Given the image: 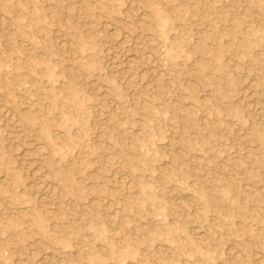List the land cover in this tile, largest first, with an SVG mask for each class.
Returning a JSON list of instances; mask_svg holds the SVG:
<instances>
[{
  "label": "rangeland",
  "instance_id": "rangeland-1",
  "mask_svg": "<svg viewBox=\"0 0 264 264\" xmlns=\"http://www.w3.org/2000/svg\"><path fill=\"white\" fill-rule=\"evenodd\" d=\"M0 264H264V0H0Z\"/></svg>",
  "mask_w": 264,
  "mask_h": 264
},
{
  "label": "bare ground",
  "instance_id": "bare-ground-1",
  "mask_svg": "<svg viewBox=\"0 0 264 264\" xmlns=\"http://www.w3.org/2000/svg\"><path fill=\"white\" fill-rule=\"evenodd\" d=\"M139 10V9H138ZM120 19V18H119ZM136 20V19H135ZM138 20V19H137ZM109 24V23H108ZM58 37V36H57ZM63 41H65V40H63ZM66 42V41H65ZM64 42V43H65ZM150 47V46H149ZM146 54V53H145ZM235 67V66H234ZM107 88V87H106ZM113 101V100H112ZM8 110V109H7ZM6 110V111H7ZM11 111V110H10ZM8 113H9V111H8ZM11 113V112H10ZM13 113V112H12ZM14 115V114H13ZM10 116H12L11 114H10ZM203 117V116H202ZM33 118V117H32ZM18 119V118H17ZM18 122V121H17ZM20 130V129H19ZM19 132V131H18ZM60 133V132H59ZM41 146V145H40ZM43 146V145H42ZM20 147V146H19ZM178 148V147H177ZM23 155V154H22ZM32 159V158H31ZM23 161V160H22ZM220 162V161H219ZM28 163V162H27ZM24 165V164H23ZM40 165V164H39ZM30 166V165H29ZM27 168V167H26ZM36 171H37V169H36ZM47 171V170H46ZM45 171V172H46ZM33 175V174H32ZM36 177V176H35ZM122 177H123V175H122ZM40 178V177H39ZM127 178V177H126ZM120 180V179H119ZM122 181H123V183L125 184V186H129L130 187V183L128 182V181H126V180H124V179H121ZM36 182V181H35ZM48 183V182H47ZM35 185H36V183H35ZM53 186V185H52ZM57 187V186H56ZM36 189H37V187H36ZM35 189V190H36ZM39 190H41L42 192H41V196L42 197H46L45 196V194H44V192L46 191L47 193L46 194H49L50 193V195H56V191H55V189H53V188H51L50 186H48L47 184L46 185H43V182H42V184H40L39 185ZM38 192V191H37ZM39 193V192H38ZM49 196V195H48ZM42 199H44V198H42ZM177 199V198H176ZM176 205H178V206H182L183 204H184V201H182V200H177V202L175 203ZM112 206V205H111ZM181 208V207H180ZM56 224V223H55ZM60 227V226H59ZM199 229V228H198ZM193 231V230H192ZM193 233V232H192ZM192 235V234H191ZM194 235L196 236V238H198L199 240H203V236L200 234V232H197V231H195L194 232ZM165 246V245H164ZM231 246H233V245H231ZM168 247V246H167ZM168 250V249H167ZM233 250V248H231V251ZM234 252H237V251H234ZM238 253H240V252H238ZM240 255V254H239ZM46 256V255H45ZM237 256V255H236ZM59 258V257H58ZM62 259V258H61ZM18 260V259H17Z\"/></svg>",
  "mask_w": 264,
  "mask_h": 264
}]
</instances>
